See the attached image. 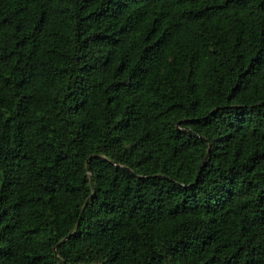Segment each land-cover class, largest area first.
Masks as SVG:
<instances>
[{
	"label": "trees",
	"instance_id": "1",
	"mask_svg": "<svg viewBox=\"0 0 264 264\" xmlns=\"http://www.w3.org/2000/svg\"><path fill=\"white\" fill-rule=\"evenodd\" d=\"M0 264H264V0H0Z\"/></svg>",
	"mask_w": 264,
	"mask_h": 264
},
{
	"label": "water",
	"instance_id": "2",
	"mask_svg": "<svg viewBox=\"0 0 264 264\" xmlns=\"http://www.w3.org/2000/svg\"><path fill=\"white\" fill-rule=\"evenodd\" d=\"M90 183V182H89ZM83 208V207H82Z\"/></svg>",
	"mask_w": 264,
	"mask_h": 264
}]
</instances>
